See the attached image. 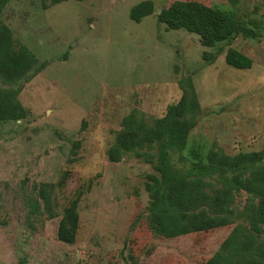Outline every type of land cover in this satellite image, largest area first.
I'll return each instance as SVG.
<instances>
[{
	"label": "rangeland",
	"instance_id": "374dc122",
	"mask_svg": "<svg viewBox=\"0 0 264 264\" xmlns=\"http://www.w3.org/2000/svg\"><path fill=\"white\" fill-rule=\"evenodd\" d=\"M176 1L229 15L247 36L204 47L199 35L159 23ZM142 3L154 12L137 23L130 13ZM1 4L0 24L41 69L17 82L0 78V89L16 91L27 114L0 121V264H208L235 231L252 234L254 242L230 264H264V234L249 224L261 195L233 189L253 168L205 179L210 199L217 190L232 191L224 226L166 238L151 227L158 194L148 186L157 188L161 176L144 157L157 160L159 147L125 153L120 162L109 158L119 136L132 139L138 125L127 129L129 117L153 128L180 103L183 79L192 83L199 111L187 148L173 155L176 171L207 163L211 151L227 157L264 151V0ZM229 49L250 57L252 68L227 65ZM75 201L76 240L66 244L59 228ZM200 211L215 215L208 205Z\"/></svg>",
	"mask_w": 264,
	"mask_h": 264
},
{
	"label": "trees",
	"instance_id": "16d2710c",
	"mask_svg": "<svg viewBox=\"0 0 264 264\" xmlns=\"http://www.w3.org/2000/svg\"><path fill=\"white\" fill-rule=\"evenodd\" d=\"M2 7L3 4L0 9ZM153 12L151 3H142L131 11L130 17L139 23ZM159 23L165 24L168 29H182L197 34L202 46L209 48L230 41L240 34L247 36L244 27L234 18L196 1L174 2L163 10ZM13 39L12 31L0 24V78L17 82L30 71H40L41 68L38 66L36 55L26 46H15ZM222 52L219 51V54ZM225 61L227 65L238 70L251 69L253 66L250 57L235 49L226 52ZM180 86L184 90L180 103L172 106L167 114L157 121L155 127L147 128L134 117L126 120L127 129L135 124L138 126L135 130L132 129L134 131L131 132V140L124 139L123 136L116 139L109 152L110 161L120 162L125 153L134 150L140 153L144 149L159 147L157 160L143 156L147 163L153 164L154 170L161 176L157 188L148 186L150 192L158 194L150 210L151 227L157 234L166 238L224 226V216L231 205L232 191L217 190L214 194L216 196L210 199L204 193L208 185L205 179L222 172L234 173L242 168H253L250 179L243 183L238 181L233 189L240 187L250 194L261 195L260 207L252 211L249 224L253 232L264 234V194L259 192H264V151L234 157L211 151L207 163L203 160L194 162L186 173H180L174 168L173 155L187 148L188 136L196 126L199 111V102L192 83L183 79ZM16 94L14 90L0 89V121H18L26 117V111L15 98ZM206 205L214 212V216L200 211V208ZM78 222L79 214L75 201L67 221L59 228L60 241L66 244L75 243ZM253 238L252 234L235 231L208 264H213L215 260L221 264H230L234 261L228 258L235 259L240 253L244 257L253 247Z\"/></svg>",
	"mask_w": 264,
	"mask_h": 264
}]
</instances>
